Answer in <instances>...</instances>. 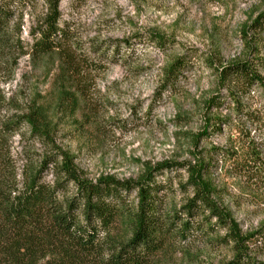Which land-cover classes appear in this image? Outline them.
<instances>
[{
	"label": "rangeland",
	"instance_id": "1",
	"mask_svg": "<svg viewBox=\"0 0 264 264\" xmlns=\"http://www.w3.org/2000/svg\"><path fill=\"white\" fill-rule=\"evenodd\" d=\"M13 7L12 31L19 27L20 38L30 42V31L45 11L44 0L16 1ZM60 12L67 40L80 61L84 91L70 90L76 103L72 105L70 98L57 105V56L35 62L15 50L11 55L1 51L0 91L6 99L17 94L18 104L33 95L42 101L56 123L57 145L74 156L88 179L102 175L136 179L145 164L192 157L190 138L202 127L204 103L215 88V73L203 58H211L217 67L248 54L242 30L264 12V0H61ZM150 32L165 35L169 46L163 51L155 47ZM257 50L264 58V44ZM180 55L190 59L189 64L174 88L160 95L162 69ZM8 58H16V65L9 66ZM258 69L264 79V66ZM248 101L258 122L247 129L232 114L230 129L201 140L199 150L240 152L252 142L261 151L264 168V89L254 87ZM13 111L3 106L0 115ZM5 146L18 179L26 164L39 162L47 152L25 127L9 135ZM214 162L218 170L226 168L215 175L223 189L222 203L248 237L250 256L264 262V178L239 179L230 172L231 161ZM184 176L177 170L157 175L164 208L178 210L184 204L188 192L178 187ZM53 177L50 166L44 180L52 182ZM193 226L185 238H177L168 251L157 255V264H222L231 259L225 230H211L200 217Z\"/></svg>",
	"mask_w": 264,
	"mask_h": 264
},
{
	"label": "trees",
	"instance_id": "2",
	"mask_svg": "<svg viewBox=\"0 0 264 264\" xmlns=\"http://www.w3.org/2000/svg\"><path fill=\"white\" fill-rule=\"evenodd\" d=\"M16 1L23 3L0 0V52L11 55L15 50L35 62L57 56V105L68 103L70 98L74 105L76 97L70 90H84L80 87V61L61 24V0H44L45 11L30 31V42L20 38L19 27L12 31ZM148 36L162 51L170 44L159 32ZM241 39L250 47L243 58L221 62L217 67L211 58H203L215 73V88L205 100L202 127L190 138L192 157L145 164L136 179L112 175L88 179L76 166L74 156L57 145L56 123L43 102L33 95L18 104L17 94L6 99L0 91V109L7 105L14 109L11 114L0 115V264H157V255L168 251L177 238H185L198 217L211 230H225L223 240L230 244L232 256L222 264H264L250 256L245 246L248 237L241 233L232 210L222 203L223 189L215 175L226 168L218 170L214 162L229 160L232 175L259 180L264 178L261 151L252 142L240 152L217 147L199 150L201 140L230 129L233 115L247 129L258 122V113L248 100L254 87L264 89L258 69L264 66V58L257 54L264 44V12L244 26ZM189 60L180 55L165 65L158 86L160 95L174 88ZM8 61L9 66L16 65L17 59ZM22 127L39 139L47 152L39 162L26 164L18 179L5 143ZM50 166L54 177L46 182L44 175ZM171 170L185 174L178 187L188 193L178 210L164 208L158 195L163 186L157 182V175Z\"/></svg>",
	"mask_w": 264,
	"mask_h": 264
}]
</instances>
